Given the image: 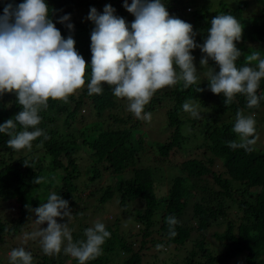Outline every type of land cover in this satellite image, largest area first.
Here are the masks:
<instances>
[{
	"label": "trees",
	"instance_id": "1",
	"mask_svg": "<svg viewBox=\"0 0 264 264\" xmlns=\"http://www.w3.org/2000/svg\"><path fill=\"white\" fill-rule=\"evenodd\" d=\"M100 1L112 5L114 15L123 18L131 30L135 18L125 12L120 0H57L51 5L45 1L49 7V19L63 38L71 36L74 39L75 50L86 62L85 85L68 98V103L50 99L47 108L40 109L41 122L37 127L47 134L48 139L43 136L37 138L32 142L31 150L9 148L7 141L10 137L0 133V252L22 246L31 254V264H63L68 256L64 252L67 241L59 253L52 255L43 252L39 237L27 240L23 243L25 245L10 247L9 244L15 237L25 238L31 233L35 225V209L46 203L50 194L55 192L68 202L72 221L58 219L57 222L67 223L74 243L85 240L86 229L95 226L96 222H90L89 216H108L101 222L110 237L101 246V255L86 264H114L113 260L118 259L121 253L125 256L118 264H141L150 247L158 244L179 247L189 241L192 231L195 232L194 223L198 227L199 239L190 240L192 250L185 259L186 264H226L229 261L264 264V148L258 149L256 144L251 146L252 151L229 147L230 142H239L233 131L237 112L251 113L264 108V78L256 92L260 98L259 106L252 108L248 107L244 94H237L232 103L225 104L222 95H214L210 91L207 78L203 81L197 78V83L188 88H184L181 81L168 87V91L156 92L144 112L149 113L156 108L165 110L162 131L167 132V137L163 143L153 144L140 131L142 120L135 118L134 123H127L131 117L127 115L129 112H124L123 99L116 98L109 86L102 85L101 94H88L90 37L95 25L86 20L84 14ZM23 2L0 0V16L9 4L15 9ZM184 2H189L187 5L192 7H185L189 11L186 14L180 9ZM162 3L167 11L173 8L172 17L192 25L197 45L206 40L215 16H234L243 26L241 40L236 44L241 52L235 62L238 69L256 67L255 62L249 64L247 61V56L254 51H259L264 57V0H218V6L213 10H209L208 0H162ZM249 4H252L254 13L245 16ZM209 14H214V17H209ZM65 15L69 20L60 23ZM68 24L73 26L71 30ZM191 55L200 65L198 60L203 58V54L199 47ZM209 67L218 73L219 68L209 60L208 66H199V74H207ZM198 88L201 91L198 92ZM186 101L198 106L199 119L183 110ZM81 108L93 114L92 127L87 120L82 122ZM22 110L14 93L0 94V125L10 118L14 120ZM122 114L127 116L124 118ZM225 115L227 120H223ZM16 130L23 129L17 124ZM41 143L42 147L38 146ZM178 148L201 150L204 160L189 158L173 163L170 152ZM216 162L219 163L218 170L214 168ZM38 177L45 178L39 185L33 182ZM204 177H209L213 189H208L209 182L198 183ZM159 182L165 188L163 194ZM85 189L89 192L81 196ZM195 189L205 198L196 200ZM193 199L196 202L191 204ZM8 204H12V213L1 210ZM109 206H118L117 216L104 211ZM232 207L238 213L236 221L231 216L227 217ZM189 208L190 218L186 214ZM169 216L178 221L175 237H169ZM219 218L224 219L221 232L208 234L223 248L221 253L214 255L207 248L205 231ZM127 221L139 224L140 228L135 232L139 240L135 237L130 239L134 235L127 230ZM155 224H158L155 230L158 239L151 237ZM133 241L138 243L135 250ZM5 261L11 264L10 260ZM75 263L79 264L76 259Z\"/></svg>",
	"mask_w": 264,
	"mask_h": 264
},
{
	"label": "clouds",
	"instance_id": "2",
	"mask_svg": "<svg viewBox=\"0 0 264 264\" xmlns=\"http://www.w3.org/2000/svg\"><path fill=\"white\" fill-rule=\"evenodd\" d=\"M124 8L134 16L131 30L123 18L114 15L107 5L103 14L95 8L89 11L88 19L95 25L91 33V79L87 84L88 94H101L102 85L109 86L116 98L127 101L128 110L136 119L150 121L151 113L145 106L154 94L166 87L183 82L184 88L197 83V70L191 52L199 47L203 58L201 66L211 60L219 68L218 73L208 68L207 81L214 95H222L225 104L232 103L237 94L247 97L248 107H258L256 95L259 83L264 78V57L259 51L247 56L249 64L237 68L235 62L241 52L236 44L241 40L242 24L230 14L215 16L211 21L208 36L202 45L194 42L192 25L171 17L162 0H125ZM69 20L65 15L59 21ZM69 30L72 25L68 24ZM75 41L63 38L49 19V7L45 0H24L15 9L9 4L0 16V94L14 93L22 111L0 125V133L10 137L7 146L13 150H31L32 142L43 136L37 126L41 122L38 112L47 108L48 101L68 103V98L85 85L86 62L75 50ZM179 69V72H177ZM201 91L198 88V92ZM183 110L199 119L198 106L192 101L183 104ZM17 124L23 130L17 131ZM28 129H33L29 131ZM233 131L239 142L229 143L232 149L252 151L256 139L255 120L240 111L236 114ZM42 147L41 145H38ZM44 177L34 178L37 185ZM37 225L46 228L34 231L26 238H40L46 255L61 251L86 264L102 253L101 246L110 237L103 223L85 231L86 239L72 241L67 223L57 220L71 218L68 202L55 192L47 202L35 209ZM175 217H167L169 237H175ZM157 249L163 245H157ZM11 264H31L32 256L24 248L10 252Z\"/></svg>",
	"mask_w": 264,
	"mask_h": 264
},
{
	"label": "rangeland",
	"instance_id": "3",
	"mask_svg": "<svg viewBox=\"0 0 264 264\" xmlns=\"http://www.w3.org/2000/svg\"><path fill=\"white\" fill-rule=\"evenodd\" d=\"M48 4H55L57 0H45ZM99 1V0H97ZM121 3L124 5L125 3V0H120ZM188 1V0H186ZM217 1L218 0H208V4H209V10H213L214 8H216L218 5H217ZM230 2L232 0H229ZM233 1H236V0H233ZM127 3L131 4V0H127ZM228 3V2H227ZM189 4V2H184L182 7L180 8L181 9V12L184 11V13H189L188 9L185 8V7H190L192 9V7L190 5H187ZM109 5L107 3V1H100L98 4L94 5L92 8H95L96 11H97V14H103V10L105 8V6ZM112 8L113 6L110 5ZM183 8V9H182ZM183 10V11H182ZM246 13H245V16H250L251 14L254 13V9H252V4H249V6L247 7L246 9ZM125 12L128 13L125 9ZM169 15L172 17V14H173V8H170L169 11H168ZM209 13H212V11H210ZM129 15H131L130 13H128ZM85 15V19L86 20H89L88 19V16H89V11L84 14ZM209 17H214V14H209ZM131 23V21H130ZM78 53H80L79 51H77ZM84 52V51H83ZM84 54V53H83ZM195 55V54H193ZM195 57H197L195 55ZM198 58V57H197ZM198 62L200 63V61L198 60ZM193 64H194V67L196 68L197 70V73H198V80H201L203 81L204 79L207 78V75L206 73H202V74H199V66L197 64V62H195L193 60ZM196 73V74H197ZM162 91H168V87L162 89V90H159L157 91L158 93H161ZM122 106L124 109V112L127 113L129 112L127 115H129L131 117V120L128 121L127 123L130 124V123H134L135 121V116L128 110V103L126 100L123 99L122 101ZM83 109V110H81ZM81 113L84 117H83V123L85 120H87L89 122V126L92 127V124H93V121L95 120L94 117H93V114L90 113V111L86 108H81ZM264 111V108H259V109H255L253 112H245L243 113V115L245 116H252L253 119L255 120V128L258 129L257 132H255V135H256V147L258 149H262L264 148V132H263V129H264V114H262ZM151 113V120L150 121H144L142 120L141 123L139 124V128H140V131L143 132L145 134V136L147 135V137L149 138L150 142L151 143H163L167 137V132H163V124H164V114H165V110L160 108V109H154V110H151L150 111ZM126 114H122L121 116H123L124 118L127 116ZM228 117L227 115L224 116L223 120H227ZM77 121V120H76ZM107 123L109 125H111L112 123L110 121H107ZM163 132V133H162ZM154 150V149H153ZM152 150V151H153ZM209 155V154H208ZM202 157H204L201 153V150H196V149H193V148H188L186 150L184 149H180L178 148L176 151H171L170 152V160L173 161V163L177 162V161H180V160H183V159H189V158H197V159H203ZM204 160V159H203ZM214 168L215 169H219V163L216 162L214 164ZM116 180H118V178H116ZM105 182L107 183L108 182V179L105 180ZM204 182H209V177H204L202 180H199L198 183H204ZM158 186L159 188L162 190V194L163 192L165 191V188L161 185V182L158 183ZM214 186L213 184L211 183V180L208 184V189H213ZM88 189H85L82 193H81V196H85L87 193H88ZM195 192H196V197L195 199L198 200L199 198H205L204 197V194L203 193H200L198 192L196 189H195ZM161 194V195H162ZM130 199H132V197H130ZM195 199L191 200V204L195 203ZM12 204H8V205H3L1 210L3 212H10L12 213V211L10 210V206ZM132 206L134 207L135 204L133 203ZM232 209V211H231ZM230 209V211L228 212L227 214V217L231 216V219L233 221H236L237 217H238V213L235 211V209L232 207ZM92 211V210H91ZM105 212H109L110 214H113L114 216H117L116 215V212L118 211L119 212V209H118V206L116 207H106L104 209ZM186 214L188 215V217L190 218V214H191V208L188 209V211H186ZM108 218L107 215H103V214H96L94 216H89L90 218V222L92 223H97V222H101L103 220V218ZM38 217L35 215V212L33 214V223L35 224L33 226V229L31 231V233H33L34 231H37L39 230L40 228H46L47 225L44 224V225H37L35 223L36 219ZM155 219H158L157 216H155ZM130 220V219H129ZM65 221L66 222H71V218H65ZM131 221V220H130ZM130 221H127V224H126V228L127 230H130V233H132L134 236H131L130 239L132 240L133 237L137 238V240H139V237L136 233L135 235V232L136 230H139L140 226L139 224H137V222H130ZM85 223V221H84ZM103 223V222H101ZM94 225V224H93ZM193 225V223H192ZM158 227V224H155L153 227H152V230L154 231L153 234H152V238H155V239H158L157 238V235L155 233V230L156 228ZM194 227V231H192L189 239H194V238H197L199 239V234H197V225L194 223L193 225ZM224 227V219L223 218H219L216 222V224L214 223L213 226H211L209 229H207L205 231V238H206V242L208 241V245H207V248L210 249V251L213 252L214 255L218 254V253H221L222 252V247L220 246L219 242L211 235H208L209 233L215 231V232H221L222 228ZM198 228V227H197ZM123 230H125V228H122ZM76 230V229H75ZM30 233V234H31ZM30 234H28L26 237H28ZM24 238V237H15L13 238L11 241H10V247H12V245H16V246H20V244H23V243H26L27 240H30L31 238ZM189 241H187L185 244L179 246V247H173V246H163L162 248L160 249H157V245H155V247H150L148 249L147 252H145V255L144 256L145 258H143V260L141 261V264H150V263H154V264H186L185 262V259L187 258V255H189V253L191 252L192 250V243ZM40 243V238H39V242ZM25 245V244H23ZM161 245V244H159ZM133 249L135 250L137 247H138V243L137 241H133V245H132ZM22 248V246H21ZM16 249L13 248V249H7L6 251L4 252H0V264H7L8 261H5V260H10V252L12 250ZM195 252L198 254V249L195 250ZM144 253V251H143ZM125 255H123L121 253L120 256H118L119 258L116 259L115 261L113 260V263L114 264H118L119 262H121V260L124 258ZM3 257H5V260H1ZM239 259V258H238ZM241 259V257H240ZM239 259V261H240ZM7 262V263H6ZM63 264H76L75 263V259L73 257H71L70 255L67 256V259L63 262ZM226 264H237V262H232V261H229L227 262Z\"/></svg>",
	"mask_w": 264,
	"mask_h": 264
}]
</instances>
